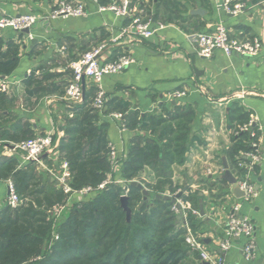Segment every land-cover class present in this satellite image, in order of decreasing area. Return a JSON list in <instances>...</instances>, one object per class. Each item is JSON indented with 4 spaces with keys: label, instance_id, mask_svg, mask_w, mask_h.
Listing matches in <instances>:
<instances>
[{
    "label": "crops",
    "instance_id": "0c3cea01",
    "mask_svg": "<svg viewBox=\"0 0 264 264\" xmlns=\"http://www.w3.org/2000/svg\"><path fill=\"white\" fill-rule=\"evenodd\" d=\"M56 1L0 0V17L48 13ZM71 1L83 3L86 14L39 20L30 28L31 38L11 28L0 29V37L13 38L20 43L19 63L5 77L7 92L19 95V101L17 106L13 105L5 127L18 123L34 136L47 132L56 135L54 152L42 157L41 163L32 162L44 171L45 177L47 174L54 181L47 169H58L63 161L58 148L64 133L59 127L72 115L62 94L71 77L70 62L101 44L104 47L100 59L104 61L121 54L132 56L134 61L123 70L105 75L99 85H86V90L92 87L95 93L100 88L105 100L129 102V112L191 113L189 151L185 162L174 166L172 182L183 187L191 179L188 188L202 192L204 216L197 215L196 235L207 249L221 254L224 264H264V0H235L245 3V8L237 15L218 9L224 0H129L130 15L125 17L99 10L111 0ZM141 9L144 19H149L156 28L153 35L144 39L126 33L115 39L129 24L132 13L137 14ZM218 22L226 25L231 37H258L261 42L258 53L226 56L217 49L209 58L198 56L196 35L211 30ZM159 24L163 26L159 28ZM30 75L41 80L45 93L31 98L24 95V80ZM174 90H184L186 94L170 96ZM242 91H245L242 96H235ZM251 117L254 119L252 130L259 141L260 160L254 164L249 181L257 195L242 201L222 178V157L234 177L244 174L237 158L248 160L245 154L250 150V137L239 129ZM101 119L106 123L108 142L120 155H125L128 145L138 136L141 140L152 137L136 128L121 129L120 123L109 119L107 114ZM121 122L125 124L123 119ZM242 133L243 136L236 139ZM236 141H243L248 148L238 147ZM238 148L236 163H233L231 153ZM13 156L20 166L27 164L22 154ZM119 170L120 167L115 171L116 177ZM7 192L6 180L0 179V209L6 204ZM237 201L241 202L240 213L251 217L255 225V247L250 260L243 254L244 237L233 238L227 251L219 248V241L225 238L228 212ZM179 222L184 226L183 220Z\"/></svg>",
    "mask_w": 264,
    "mask_h": 264
},
{
    "label": "trees",
    "instance_id": "16d2710c",
    "mask_svg": "<svg viewBox=\"0 0 264 264\" xmlns=\"http://www.w3.org/2000/svg\"><path fill=\"white\" fill-rule=\"evenodd\" d=\"M21 35L18 34L20 38ZM19 50V41L0 37V79L17 67ZM45 91L41 80L33 75L24 80L27 98ZM95 94L92 87L85 88L81 102L68 103L72 115L59 127L64 134L58 149L61 159L67 162L73 189L95 188L114 174L108 159L103 115L123 113L127 128L148 132L152 137L141 140L138 136L128 145L118 176L123 183L111 182L88 199L73 203L60 221L51 213L54 206L65 202L60 186L47 174L45 177L34 163L20 166L15 156H0V179H12L21 198L15 207L6 203L0 209V264H200L199 253L185 240L186 228L176 222L174 204L155 197L174 196L182 188L173 184L172 176L174 166L186 160L193 115L184 111L166 115L129 112V102L121 99L105 100L100 112L92 107ZM14 101V95L0 90L2 144L34 136L18 123L5 127ZM236 143L248 148L243 141ZM240 148L231 153L233 163ZM132 181L149 191L147 200H143L139 187L131 185ZM125 190L129 218L120 200ZM200 198L191 188L180 197L190 203L185 220L194 234L199 224L191 209L198 210Z\"/></svg>",
    "mask_w": 264,
    "mask_h": 264
},
{
    "label": "built area",
    "instance_id": "2783aa9c",
    "mask_svg": "<svg viewBox=\"0 0 264 264\" xmlns=\"http://www.w3.org/2000/svg\"><path fill=\"white\" fill-rule=\"evenodd\" d=\"M97 1V0H94ZM130 2L129 0H111L108 5L100 6L99 10L112 11L117 17H125L130 15ZM245 8V3L235 2V0H224L218 6L227 14L237 15ZM86 14V9L83 3L73 2L71 0H58L56 1L53 8L48 13H22L16 16H1L0 17V29L11 28L13 31L19 32L25 28H31L37 21L55 20L57 18H68V17H80ZM145 15L143 10H139L137 14L132 13L131 20L127 26L122 28L118 36L119 38L126 33L133 35L136 38H149L153 35L156 28L151 26L150 20L144 19ZM163 25L159 24V28ZM29 38L32 37L30 33L27 34ZM197 43V54L200 57L209 58L215 50H221L226 56L232 54H239L244 56H254L258 53L261 48V42L258 37H242L234 38L229 34V30L223 22L216 23L213 28L207 32L198 33L196 35ZM104 45H96L90 50L83 52L76 60H73L69 64L71 70V77L66 82L64 87L63 98L70 104L79 103L83 99V84L84 85L93 83L99 85L105 75L116 74L123 70L126 66L132 63L133 57L128 54L118 55L115 59L110 61H104L100 59L101 51ZM5 77L0 79V90L7 91L8 84ZM245 91H242L235 96H242ZM186 92L184 90H174L170 96L179 97L184 96ZM105 97L100 88L96 91L95 97L92 101V107L98 111L104 109ZM107 117L112 120L118 121L119 127L124 129L125 124L122 123L123 113L113 112L107 114ZM254 119H251L240 127L241 132L249 134V148L246 152L245 158L247 161H241L237 158L238 166L244 170V174L239 177H235L237 186L243 191L241 196L242 201H249L257 195V191L254 185L249 181L251 170L254 164L260 160L259 152V141L256 139V135L252 130ZM55 140L53 134L47 132L45 134H37L33 137L20 140L18 142H5L0 148V156L11 157L17 153L22 154L24 164L29 162L41 163L43 155H50L55 149ZM108 159L111 166V171H116L120 165L122 158L125 155H120L116 150L115 146L109 143ZM48 173L54 179V181L60 186L63 193L66 195L65 202L63 204L54 206L52 209V215L57 219L62 215L63 212L68 210L73 203L79 202L75 197L77 195H93L97 190L102 189L105 185L115 182L123 183V180L117 179L113 176L107 177L101 183L97 184L95 188L91 186L82 187L81 189H73L69 184L70 173L66 161H62L58 169L48 168ZM7 186V199L6 203L15 207L21 202V198L16 191V187L12 179L6 180ZM126 196L125 193L121 195ZM181 205L184 218V227L187 230L185 236L186 242L199 253L201 261H206L209 264H224L223 257L215 250H209L205 247L204 243L199 237L192 233L185 220V211L190 209V204L180 199L177 200ZM172 209L178 214V209L175 204ZM241 202H234L230 207L227 215V226L225 229V238L219 241V248L221 251H227L232 243L233 238L244 237L246 239L245 245L243 246V254L247 260L253 258V252L255 247V225L251 217L240 213ZM194 215H199V210L191 209ZM57 236L55 235V238Z\"/></svg>",
    "mask_w": 264,
    "mask_h": 264
},
{
    "label": "water",
    "instance_id": "95a60500",
    "mask_svg": "<svg viewBox=\"0 0 264 264\" xmlns=\"http://www.w3.org/2000/svg\"><path fill=\"white\" fill-rule=\"evenodd\" d=\"M20 32L22 33H26L28 34L30 32V29L29 28H25V29H22ZM34 42V41H33ZM82 84H83V94L85 93V85H84V79H82ZM45 155H43L44 157ZM222 165H223V173H222V178L225 179L229 185H231V192L236 196V197H241L243 196V191H241V189L237 186L236 184V179L235 177L232 175V173L230 172L229 168H228V165L225 161V158L222 157ZM192 184V180L190 179L188 184L183 186L181 188V190H179L174 196H169V195H164V194H156L155 197L157 198H163L165 200H170L173 204H175L176 208L178 209V215H177V218H176V222L178 223L179 220H183L184 222V218H183V211L181 209V205L178 203V199H180L181 195L187 191L189 185ZM131 185L132 186H137L139 187L141 190H142V193H143V200H147V197L149 196V191L144 188L139 182L137 181H132L131 182ZM198 195L201 196L202 195V192L199 191L198 192ZM121 206L123 207V209L126 211V216L127 218H129L130 216V210L129 208L127 207V204H126V196H122L121 197ZM198 209H199V214L200 216H204V208H203V203H202V199L200 198L199 200V205H198ZM200 258V257H199ZM200 264H209L208 262L206 261H201Z\"/></svg>",
    "mask_w": 264,
    "mask_h": 264
},
{
    "label": "rangeland",
    "instance_id": "374dc122",
    "mask_svg": "<svg viewBox=\"0 0 264 264\" xmlns=\"http://www.w3.org/2000/svg\"><path fill=\"white\" fill-rule=\"evenodd\" d=\"M8 90V89H7ZM9 93V95L10 96H13L14 95V98H15V101H14V106H17V102L19 101V95H17L16 93H14V92H11V91H9L8 92ZM20 140H24V139H20ZM0 145H2V142L0 141ZM112 173H113V171H112ZM115 170H114V174H113V177H115V178H117L118 179V177H116V175H115ZM142 176L144 177V176H146L144 173L142 174ZM91 196H93V195H90V196H88V195H77V197H75L76 199H77V201H82V200H85V199H88V197H91ZM69 210V209H68ZM68 210H66V212L68 211ZM66 215H62V216H60L58 219V221H60L61 219H63L64 217H65Z\"/></svg>",
    "mask_w": 264,
    "mask_h": 264
}]
</instances>
